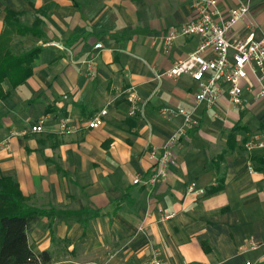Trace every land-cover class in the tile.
Returning <instances> with one entry per match:
<instances>
[{
  "label": "crops",
  "instance_id": "1",
  "mask_svg": "<svg viewBox=\"0 0 264 264\" xmlns=\"http://www.w3.org/2000/svg\"><path fill=\"white\" fill-rule=\"evenodd\" d=\"M246 3L264 38V0H220L219 8ZM8 12L20 17L9 24ZM193 16L186 0H0V49H42L32 76L15 88L6 80L0 100V142L11 138L0 177H12L41 212L27 231L31 252L48 255L39 264H147L153 249L163 264H264V150L245 148L254 136L264 141V98L246 93L234 108L224 89L217 105L196 108L190 77L154 79L197 50V37L164 49V36ZM245 33L244 24L234 30ZM133 95L144 119L128 116ZM164 107L194 110L199 124L171 145L176 166L164 181L135 185L182 125L161 116ZM104 110V124L87 128ZM45 115V132L20 134ZM65 118L77 130L55 133ZM192 182L221 190L196 197L186 192ZM251 241L259 247L250 250Z\"/></svg>",
  "mask_w": 264,
  "mask_h": 264
},
{
  "label": "built area",
  "instance_id": "2",
  "mask_svg": "<svg viewBox=\"0 0 264 264\" xmlns=\"http://www.w3.org/2000/svg\"><path fill=\"white\" fill-rule=\"evenodd\" d=\"M192 11L193 19L171 29L164 36V49L169 52L176 40L182 37H197L199 46L186 59L179 60L165 71H155L154 79L158 83L164 80H178L190 77L198 83V90L194 95L196 108L205 105L213 107L219 103L224 89L228 93V101L234 108H241L245 100V94L264 98V38L256 36V22L250 17V4H241L228 11L219 8L220 0H186ZM240 24H244V35L234 34V30ZM59 48L66 50L58 45ZM103 45L97 43L95 49H101ZM70 56L72 52L66 50ZM132 104L128 113L130 117L145 118L144 106H139V98L136 95L130 97ZM104 110L94 119L87 122V128L97 129L104 124L103 117L107 115ZM161 116L167 119H182V125L168 138L161 156L158 167L146 180L134 179L135 185L154 187L164 181L171 166H176L175 158L171 151V145L183 139L190 129L198 126L195 119V111L182 108L164 107L160 110ZM48 116H42L35 123L28 125L20 134H41L45 132ZM72 121L68 118L61 119L53 124L54 132L67 134L77 129L71 126ZM19 132L14 133V136ZM10 137L0 142V152L7 149ZM245 148L249 153L256 150H264V141L258 136L250 138ZM155 157V152L151 153ZM187 194L202 197L207 194L206 190L199 187L196 182L187 186ZM173 215H164L163 221L169 220ZM144 227L140 228V232ZM259 245L250 242L249 249L255 250ZM147 264H163L159 250L153 249ZM247 264H255L248 262Z\"/></svg>",
  "mask_w": 264,
  "mask_h": 264
},
{
  "label": "trees",
  "instance_id": "3",
  "mask_svg": "<svg viewBox=\"0 0 264 264\" xmlns=\"http://www.w3.org/2000/svg\"><path fill=\"white\" fill-rule=\"evenodd\" d=\"M19 14L8 12L7 21L16 20ZM21 35H29L30 29L22 25ZM35 25H33V28ZM34 47L23 54H15L11 50L0 49V100L8 94L3 92V84L9 80L17 87L33 74V64L41 52ZM18 77V79H17ZM221 190V184L210 188L207 195ZM41 212L28 205L18 183L10 176L0 177V264H39L47 263L48 255L35 256L28 246L27 231L37 221Z\"/></svg>",
  "mask_w": 264,
  "mask_h": 264
},
{
  "label": "rangeland",
  "instance_id": "4",
  "mask_svg": "<svg viewBox=\"0 0 264 264\" xmlns=\"http://www.w3.org/2000/svg\"><path fill=\"white\" fill-rule=\"evenodd\" d=\"M33 47V46H32Z\"/></svg>",
  "mask_w": 264,
  "mask_h": 264
}]
</instances>
